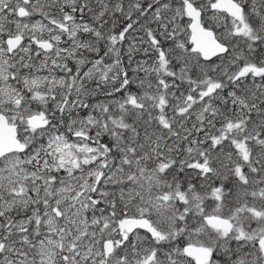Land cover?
Listing matches in <instances>:
<instances>
[{
    "label": "snow or ice",
    "instance_id": "obj_1",
    "mask_svg": "<svg viewBox=\"0 0 264 264\" xmlns=\"http://www.w3.org/2000/svg\"><path fill=\"white\" fill-rule=\"evenodd\" d=\"M0 264H264V0H0Z\"/></svg>",
    "mask_w": 264,
    "mask_h": 264
},
{
    "label": "rangeland",
    "instance_id": "obj_2",
    "mask_svg": "<svg viewBox=\"0 0 264 264\" xmlns=\"http://www.w3.org/2000/svg\"><path fill=\"white\" fill-rule=\"evenodd\" d=\"M141 57H142V54H138V55H136V57H135V59H141ZM127 62V61H126ZM125 62V63H126ZM104 98V97H103Z\"/></svg>",
    "mask_w": 264,
    "mask_h": 264
},
{
    "label": "trees",
    "instance_id": "obj_3",
    "mask_svg": "<svg viewBox=\"0 0 264 264\" xmlns=\"http://www.w3.org/2000/svg\"><path fill=\"white\" fill-rule=\"evenodd\" d=\"M99 99H104V98L101 96V97H99Z\"/></svg>",
    "mask_w": 264,
    "mask_h": 264
},
{
    "label": "flooded vegetation",
    "instance_id": "obj_4",
    "mask_svg": "<svg viewBox=\"0 0 264 264\" xmlns=\"http://www.w3.org/2000/svg\"><path fill=\"white\" fill-rule=\"evenodd\" d=\"M127 61V58L125 57V62Z\"/></svg>",
    "mask_w": 264,
    "mask_h": 264
}]
</instances>
